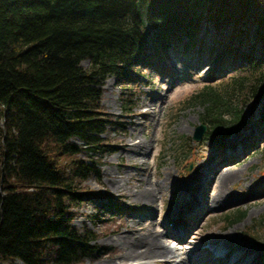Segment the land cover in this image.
<instances>
[{
	"label": "trees",
	"instance_id": "16d2710c",
	"mask_svg": "<svg viewBox=\"0 0 264 264\" xmlns=\"http://www.w3.org/2000/svg\"><path fill=\"white\" fill-rule=\"evenodd\" d=\"M175 47L230 68L189 99L204 106L206 136L243 126L244 105L264 97V0H0V264H81L101 251L74 221L98 197L85 181L116 150L104 134L123 127L102 86L132 84L152 50Z\"/></svg>",
	"mask_w": 264,
	"mask_h": 264
},
{
	"label": "rangeland",
	"instance_id": "374dc122",
	"mask_svg": "<svg viewBox=\"0 0 264 264\" xmlns=\"http://www.w3.org/2000/svg\"><path fill=\"white\" fill-rule=\"evenodd\" d=\"M251 33L253 34V30ZM151 56L153 58L150 63L138 69L132 84H123L115 77H109L102 86L103 107L113 118L119 120L123 127L121 130L111 128L104 134L106 138L113 140L116 150L102 157L100 176H91L85 181L88 190H95L102 196L85 201L76 208L77 216L74 223L79 227L84 225L92 227L98 235L97 243L105 247L102 253L81 264H132L133 260H122L124 247L116 241L120 232L130 226L132 218H136L140 225L148 227L149 230L160 232L162 224L167 221L168 214L175 207L185 208L186 203L183 202L185 194L180 186L189 180L196 167L212 160L213 164L220 165V162L228 158L226 162L228 164L222 167L228 165L239 174L227 188L235 192H246L248 190L246 184L250 182L254 193L216 209L208 208L207 203H203L202 200L197 211L200 213L203 206L200 217L193 216L192 219H187L188 225H193V228L186 237V242L205 246L215 237L214 234L235 230L234 232L246 246L254 250V253L262 252L264 97L258 104L248 101L244 105L241 112L245 125L240 129L223 138L205 134L200 141H195L192 136L205 109L200 102L190 103L189 99L202 90L205 84L227 78L230 75L229 69L221 64H215L213 68L207 66L212 59L207 55L198 54L196 48L192 47L189 49L175 47V50L164 56L152 50ZM83 65L88 66L89 60L83 61ZM221 71L224 73L217 75ZM123 92H126V95ZM123 98H131V105L135 104L127 113L123 110ZM250 125L255 129L247 140L250 143H246L247 150L237 147L234 153L227 152L220 156L224 145L229 146L230 139L236 138V143H239L250 134L247 129ZM131 135L134 139H130ZM136 139L149 143L148 147L140 149L144 152L142 164L135 155L136 150L129 147L130 141ZM81 156L84 159L86 157L85 154ZM123 171L135 174L129 178ZM112 179H120L122 188L114 187ZM156 182H162L164 189L159 192L153 203L141 200L133 193L135 192L133 190H140ZM218 186L217 181L208 182L206 184L208 191L204 192V199L208 200L211 195L216 194ZM114 198L125 206L124 211L110 210L104 216L105 212L101 208L103 202H110ZM192 209L197 210V207ZM236 209L246 210V215L244 219L230 225V222L225 220L226 214ZM89 215L103 219L98 221V225H93ZM171 224L173 225V222H169L170 226ZM170 244L182 246L173 239ZM14 262L19 264L18 261Z\"/></svg>",
	"mask_w": 264,
	"mask_h": 264
},
{
	"label": "bare ground",
	"instance_id": "6f19581e",
	"mask_svg": "<svg viewBox=\"0 0 264 264\" xmlns=\"http://www.w3.org/2000/svg\"><path fill=\"white\" fill-rule=\"evenodd\" d=\"M247 129L250 134L243 138V141L238 140L239 143H236V138L230 139L228 141L230 148L227 144L224 145L219 153L220 156L227 152L234 153L237 147L247 150V140L255 127L250 125ZM132 136L130 139H134ZM148 145L149 143L145 140L130 141L129 147L136 150L135 155L138 156L140 164L144 159V152L140 149L146 148ZM228 160L229 158L224 159L220 165L213 164V160L206 161L196 167L189 180L180 186L181 191L185 194L183 201L186 203L185 208L175 207L167 216V221L173 222V225L170 226L169 222L165 221L161 231L154 232L148 227L140 225L136 218H132L130 226L121 231L116 239L124 247L121 254L122 260H133L132 264H264V252L254 253V250L246 246L245 242L234 232L235 230L214 234L215 237L205 246L186 242V237L193 228L188 225L187 219H192L193 216L195 218L200 217V213H196V209L192 208L195 207L194 204L200 198L204 197V192L208 191L206 187L208 182H219L217 193L211 195L208 200L202 199L203 203L206 202L208 208L212 209L220 208L238 198H244L254 193L250 182L246 184L248 188L246 192H235L227 188V185L239 174L228 165L222 167L228 164L226 163ZM123 174H128L131 178L132 174L135 173L123 171ZM112 183L117 189H121L123 186L120 179H112ZM163 189L162 182H156L140 190H133L135 191L133 193L139 199L153 203ZM0 214L2 216V209ZM171 239L178 241L182 246H172L170 244Z\"/></svg>",
	"mask_w": 264,
	"mask_h": 264
},
{
	"label": "water",
	"instance_id": "95a60500",
	"mask_svg": "<svg viewBox=\"0 0 264 264\" xmlns=\"http://www.w3.org/2000/svg\"><path fill=\"white\" fill-rule=\"evenodd\" d=\"M206 130H207V126L206 125H199V126H197L196 131L193 134V138L195 140H197V141L198 140H201L202 137H203V135L205 134Z\"/></svg>",
	"mask_w": 264,
	"mask_h": 264
}]
</instances>
